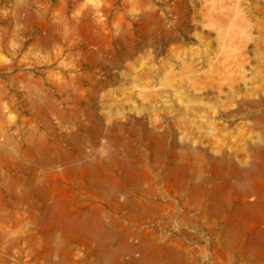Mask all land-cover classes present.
Wrapping results in <instances>:
<instances>
[{
  "label": "rangeland",
  "instance_id": "obj_1",
  "mask_svg": "<svg viewBox=\"0 0 264 264\" xmlns=\"http://www.w3.org/2000/svg\"><path fill=\"white\" fill-rule=\"evenodd\" d=\"M263 206L264 0H0V264H264Z\"/></svg>",
  "mask_w": 264,
  "mask_h": 264
},
{
  "label": "bare ground",
  "instance_id": "obj_2",
  "mask_svg": "<svg viewBox=\"0 0 264 264\" xmlns=\"http://www.w3.org/2000/svg\"><path fill=\"white\" fill-rule=\"evenodd\" d=\"M185 159H186V157H185ZM195 164H196V163H195ZM196 165H197V166H196L197 168H200V167L198 166V163H197ZM95 166H96V165H95ZM95 166H94V170L97 169V168L95 169ZM192 166H194V164H193ZM91 167H92V166H91ZM196 167H194V168H196ZM90 169H91V168H89V170H90ZM94 170H93V168H92V171H90L91 174H92V172H95ZM197 170H198V169H197ZM51 171H52V170H51ZM53 171H54V169H53ZM96 171H97V170H96ZM198 171H199V170H198ZM90 172H89V173H90ZM97 172H98V171H97ZM31 178H32V177H31ZM37 179H38V178H37ZM37 179H35V177H34V181L36 180V182H39V181L41 182V180L43 181V179H44V181H47V180H45V178H43V179L40 178L41 180H40V179L37 180ZM227 179H229V178H227ZM229 180H230V179H229ZM44 181H43V182H44ZM36 182H35V183H36ZM41 183H42V182H41ZM48 183H49V181H48ZM32 184H33V182H32ZM32 184H30V185H32ZM36 184H38V183H36ZM36 184H35V186H37ZM42 184L44 185V183H42ZM42 184L40 185L41 187H42ZM49 184H50V183H49ZM222 184H223V183H222ZM231 184H232V183H231ZM231 184H230V185H231ZM239 184H240V183H239ZM27 185H28V184H27ZM50 185H51V184H50ZM50 185H49V186H50ZM235 185L238 186L237 183H236ZM241 185H242V184H240V187L243 189L244 187H242L243 185H242V186H241ZM45 186H47V185H45ZM49 186H47V188H46V190H45L46 193H47V189L49 190V188H51V187H49ZM221 186H222V185H221ZM38 187H39V186H38ZM48 187H49V188H48ZM230 187H231V186H230ZM232 187H233V186H232ZM232 187H231L230 189L234 191L235 189H234V187H233V188H232ZM43 188H44V187H43ZM43 188H42V189H43ZM235 188H236V187H235ZM238 188H239V186H238ZM44 189H45V188H44ZM44 189L42 190L43 192H45ZM220 189H221V188H220ZM230 189H229V188L226 189L227 191H226V190L224 191V189H223V191L225 192V195L229 192L228 190H230ZM239 189H240V188H239ZM35 190H36V189H35ZM216 190H217V189H216ZM244 190H245V189H244ZM246 190H247V189H246ZM252 190H253V189H252ZM49 191H50V190H49ZM49 191H48V192H49ZM223 191H221V193H222ZM233 191H232V192H233ZM238 191H240L239 193L241 194L242 191H241V190H238ZM249 191H251V190H247L246 192H249ZM35 192H36V191H35ZM35 192H34V193H35ZM51 192H52V191H51ZM51 192H50V193H51ZM219 192H220V191H219ZM226 192H227V193H226ZM230 192H231V191H230ZM230 192H229V193H230ZM232 192H231V193H232ZM251 192H252V191H251ZM32 193H33V192H32ZM32 193H31V195H32ZM36 193H37V192H36ZM36 193H35V194H36ZM50 193H48V195H47L46 198H48V196L50 195ZM52 193H54V192H52ZM229 193H228V194H229ZM231 193H230V194H231ZM44 194H45V193H44ZM247 194H248V193H247ZM39 195H40V194H39ZM210 195H211V194H210ZM218 195L221 196V199H222V197H224L223 195H220V194H218ZM234 195H235V194H234ZM242 195H243V194H242ZM245 195H246V194H245ZM248 195H249V194H248ZM36 196H37V194H36ZM43 196H44V195H43ZM51 196H52V195H51ZM116 196H117V195L115 194V197H116ZM230 196H231V195H230ZM212 197H214V196H212ZM217 197H218V196H217ZM234 197H235V196H234ZM49 198L51 199V200H50V203H51L52 200L54 199V197H53V198L49 197ZM49 198H48V199H49ZM209 198H210V197H209ZM237 198H238V197H237ZM34 199H35V198H34ZM37 199H38V198H37ZM48 199H47V200H48ZM219 199H220V197H218V201H219ZM221 199H220V200H221ZM42 200L44 201V199H42ZM42 200H41V201H42ZM41 201H40V202H41ZM43 201H42V203H43ZM48 201H49V200H48ZM54 201H55V200H54ZM58 201H59V199H58ZM262 202H263V201H262ZM47 203H49V202H47ZM43 204H44V203H43ZM52 204H53V202H52ZM248 204H249V203H248ZM254 204H255V203H254ZM44 205H45V204H44ZM48 205H49V207H50L51 204H48ZM56 205H59V202H58ZM65 205H66V204H65ZM251 205H252V203H251ZM257 205H258V203H257ZM54 206H55V204H54ZM245 206H246V205H245ZM245 206H244V207H245ZM259 206H260V205H259ZM43 207H45V206H43ZM55 207H56V206H55ZM242 207H243V206H242ZM255 207H256V206H255ZM263 207H264V206H263ZM52 208H54L53 205H52ZM56 208H57V207H56ZM262 209H263V208H262ZM57 210H58V209H57ZM57 210H56V211H57ZM235 210H236V209H235ZM245 210H246V209H245ZM52 211H54V210H51V213H52ZM49 212H50V210H49ZM235 213H236V212H235ZM252 213H253V212H250V214H252ZM52 214H53V218H54V216H55L54 214H55V213L53 212ZM52 214L49 215V216H52ZM67 214H68V213H67ZM250 214L246 213V215H250ZM43 215H44V214H43ZM43 215H42V216H43ZM60 215H62V214H60ZM65 215H66V214H65ZM97 215H98V214H97ZM244 215H245V214H244ZM246 215H245V216H246ZM49 216H47L46 219H50L49 221H51L52 217L50 218ZM245 216H243V217L245 218ZM252 216H253V215H252ZM257 216L259 217V215H257ZM57 217H58V216H57ZM62 217L64 218V216H62ZM68 217H69V216H68ZM82 217H83V216H82ZM97 217H98V216H97ZM100 217H101V216L99 215V218H100ZM249 217H250V216H249ZM249 217H248V218H249ZM263 217H264V216H263ZM42 218H43V217H42ZM44 218H45V217H44ZM71 218H72V217H71ZM254 218L257 219L256 216H255ZM259 218H260V217H259ZM54 219H55V218H54ZM81 219H82V218H81ZM84 219H85V221L87 220V218H84ZM263 219H264V218H263ZM52 220H53V219H52ZM59 220H60V219H59V217H58V218H57V221H56L55 223L53 222L54 220H53L52 222H53L54 224H56V223L59 224V223L62 222V220H60V221H59ZM69 220H71V219H69ZM69 220H66L65 223H66L67 221H69ZM76 220H77V219H76ZM76 220H75V221H76ZM95 220H97V219L95 218ZM99 220H100V219H99ZM40 221H41V220H40ZM72 221H74V220H72ZM72 221H71V222H72ZM80 221L82 222V220H80ZM80 221L78 220L77 222H80ZM88 221H89V220H88ZM88 221H87V222H88ZM97 221H98V220H97ZM232 221H233V220H232ZM52 222H50L51 225H53ZM71 222L69 221L70 224L73 223V222H72V223H71ZM87 222L85 223V222L83 221V223H85L86 226H88V225H87V224H88ZM93 222H94V221H93ZM233 222H235V221H233ZM260 222H263V223H264V220H263V221H260ZM62 223H63V222H62ZM75 223H76V222H74V225H75ZM83 223H82V224H83ZM90 223H91V222H89V225H90ZM95 223H97V222H95ZM100 223H101V222H100ZM229 223H231V222H229ZM237 223H238V222H237ZM41 224H43V223L41 222ZM57 224H56V225H57ZM70 224H69L68 228H71V227H72V228H75V226L73 227V226H71ZM91 224H92V223H91ZM98 224H99V223H98ZM231 224H232V223H231ZM261 224H262V223H261ZM48 225H49V224H48ZM59 225H60V224H59ZM61 225H62V224H61ZM61 225H60V227L58 226L59 229L57 228V226L55 227V225H54L53 229L55 228L56 231L59 230L58 232H60V229L62 230V229H63L62 227H65V226H64V223H63L62 227H61ZM67 225H68V222L66 223V226H67ZM72 225H73V224H72ZM79 225L82 227V225H81L80 223H78V227H79V228H78V227H77V223H76V227L80 230V226H79ZM85 225H84V226H85ZM96 225H97V224H96ZM100 225H101V224H100ZM237 225H238V224H237ZM70 226H71V227H70ZM97 226H98V228H99V225H97ZM102 226H103V225H102ZM230 226H231V225H230ZM238 226H239V225H238ZM260 226H262V225H260ZM90 227L93 228V226H90ZM95 227H96V226H94V228H95ZM233 227H234V226H233ZM245 227H246V226H245ZM65 228H66V227H65ZM68 228H67V229H68ZM72 228H71V229H72ZM92 228L89 229V228L87 227V228H84V230H85V231L87 230V231L89 232V230L91 231ZM98 228H95L94 230H92V232H93V231H96V229L100 231L101 227H100L99 229H98ZM235 228H236V226H235ZM55 229H54V230H55ZM88 229H89V230H88ZM240 229H241V228H240ZM259 229H260V228H259ZM261 229H262V228H261ZM261 229H260V230H261ZM44 230H45V229H44ZM65 230H66V229H65ZM81 230H83V229L81 228ZM81 230H80V231H81ZM62 231H63V230H62ZM263 231H264V229H263ZM53 232H54V231H52V233H53ZM88 232H87V234H88ZM102 232H103V231H102ZM104 232H105V231H104ZM104 232H103V233H100V234H101V235H100V234H98L99 232L97 231V234H98V235H97V234H96V235H97V237L100 235V236H99V239H100V240H102V237H103L102 234L105 235ZM46 233H47V232H46ZM52 233H50V235H53ZM62 233H63V232H62ZM76 233H77V232H76ZM95 233H96V232H95ZM260 233H261V232H260ZM263 233H264V232H263ZM47 234H48V233H47ZM56 234H57V233H56ZM72 234H73V233H72ZM90 234H91V233H90ZM90 234L87 235V238H90V237H91ZM92 234H93V233H92ZM228 234H229V232H228ZM45 235H46V234H45ZM50 235H49V236H50ZM64 235H65V234H64ZM78 235H79V234H78ZM93 235H95V234H93ZM96 235H95V237H96ZM229 235H230V234H229ZM229 235H228V236H229ZM54 236L57 237V236H59V235H57V236L54 235ZM89 236H90V237H89ZM45 237H47V235H46ZM72 237H73V236H72ZM83 237H84V234H83ZM100 237H101V238H100ZM105 237H106V236H105ZM47 238H48V239H51L52 237H51V238L47 237ZM61 238H62V237H60V238H58V239H61ZM81 238H82V237H81ZM81 238H80V239H81ZM85 238H86V237H85ZM85 238H83V239H85ZM91 238H92V237H91ZM255 238H256V235H255ZM255 238H254V239H255ZM257 238H258V237H257ZM104 239H105V238H104ZM160 239H161V238H160ZM160 239H159V240H160ZM56 240H57V238H56ZM71 240H73V239H71ZM87 240H88V239H86L85 241H87ZM93 240H94V239H92V241H93ZM105 240H106V239H105ZM88 241H89V240H88ZM160 241H161V240H160ZM160 241H159V242H160ZM255 241H256V240H255ZM58 242H60V241H58ZM62 242H63V241H62ZM253 242H254V241H253ZM259 242H262V239H261ZM83 243H84V242H83ZM85 243H86V242H85ZM88 243H89V242H88ZM104 243H105V245H106V242H104ZM104 243H103V246H104ZM155 243H156V242H155ZM257 243H258V242H257ZM262 243L264 244V242H262ZM60 244H61V243H60ZM80 244H81V243H80ZM86 244H87V243H86ZM97 244H98V243H97ZM97 244H96V245H97ZM150 244H151V243H149V244H147V245H150ZM152 244H153V243H152ZM152 244H151V245H152ZM159 244H161V242H160ZM163 244H164V243H163ZM252 244H253V243H252ZM84 245H85V244H84ZM89 245H90V244H89ZM92 245H93V244H92ZM101 245H102V244H100V246H101ZM153 245H154V244H153ZM161 245H162V244H161ZM254 245H255V244H254ZM256 245H257V244H256ZM98 246H99V244H98ZM257 246H258V245H257ZM257 246H255V247H257ZM260 246H261V245H260ZM85 247H87V246H85ZM91 247H93V246H91ZM94 247H95V246H94ZM106 247H107V245H106ZM106 247H105V248H106ZM167 247H168V246H167ZM88 248H89V247H88ZM101 248H102V247H101ZM101 248L98 249V250H96L97 248H96V249L94 248V249L96 250L95 253H97L99 250H101ZM152 248H153V247H152ZM154 248H156V244H155V247H154ZM86 249H87V248H86ZM89 249H90V248H89ZM89 249H87V251H88ZM157 249H158V248H157ZM165 249H166V248H165ZM165 249H164V250H165ZM145 250H146V249H145ZM145 250H144V252H146ZM149 250L151 251V249H148L147 251L149 252ZM153 251H155V249H154ZM161 251H162V250H161ZM91 252H93L92 249H91ZM144 252H142L141 255H142ZM156 252H158V251H156ZM151 253H152V251H151ZM90 254H91V253H90ZM149 254H150V252L148 253V256L151 255V254H150V255H149ZM159 254H160V253H159ZM146 255H147V252H146ZM155 255H156V254H155ZM142 256H143V255H142ZM148 256H143V257H148ZM143 257L139 258V260H141ZM154 257H155V256H154ZM150 258H153L152 255H151ZM148 259H149V258H148ZM153 259H157V256H156V258H153ZM142 260L144 261V259H142ZM142 260L139 262V264H142V263H143ZM152 261H154V260H152ZM152 261H151V262H152ZM157 261H158V260H157ZM157 261H155V262H157ZM136 262H137V261H136ZM141 262H142V263H141ZM144 262H145V261H144ZM155 262H154V263H155ZM152 264H153V263H152Z\"/></svg>",
  "mask_w": 264,
  "mask_h": 264
}]
</instances>
